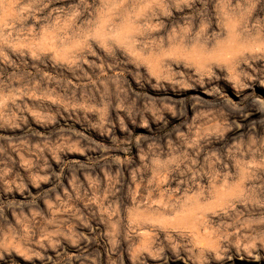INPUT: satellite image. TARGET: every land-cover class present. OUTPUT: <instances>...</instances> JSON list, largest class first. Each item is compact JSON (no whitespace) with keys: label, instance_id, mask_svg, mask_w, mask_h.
I'll list each match as a JSON object with an SVG mask.
<instances>
[{"label":"rangeland","instance_id":"374dc122","mask_svg":"<svg viewBox=\"0 0 264 264\" xmlns=\"http://www.w3.org/2000/svg\"><path fill=\"white\" fill-rule=\"evenodd\" d=\"M0 264H264V0H0Z\"/></svg>","mask_w":264,"mask_h":264}]
</instances>
